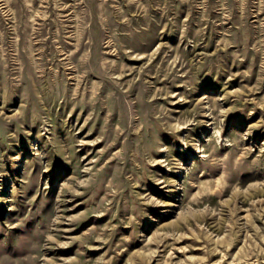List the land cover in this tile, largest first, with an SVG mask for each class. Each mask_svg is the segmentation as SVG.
Masks as SVG:
<instances>
[{
  "label": "rangeland",
  "instance_id": "1",
  "mask_svg": "<svg viewBox=\"0 0 264 264\" xmlns=\"http://www.w3.org/2000/svg\"><path fill=\"white\" fill-rule=\"evenodd\" d=\"M0 264H264V0H0Z\"/></svg>",
  "mask_w": 264,
  "mask_h": 264
}]
</instances>
